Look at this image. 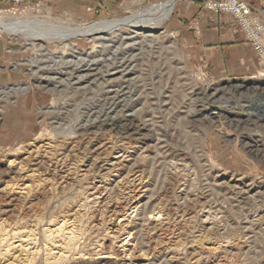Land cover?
<instances>
[{
  "label": "rangeland",
  "instance_id": "obj_1",
  "mask_svg": "<svg viewBox=\"0 0 264 264\" xmlns=\"http://www.w3.org/2000/svg\"><path fill=\"white\" fill-rule=\"evenodd\" d=\"M158 1L0 0V16L83 25ZM208 1L68 48L5 33L0 264H264V116L247 114L264 110V59ZM244 1L264 20V0ZM220 15L255 69L212 65Z\"/></svg>",
  "mask_w": 264,
  "mask_h": 264
},
{
  "label": "bare ground",
  "instance_id": "obj_2",
  "mask_svg": "<svg viewBox=\"0 0 264 264\" xmlns=\"http://www.w3.org/2000/svg\"><path fill=\"white\" fill-rule=\"evenodd\" d=\"M178 1L179 0H163L161 2L158 1L159 3L152 4L150 5V7H147L140 12L133 13L132 15L124 18L105 20L102 22H95L92 24H83V25L82 24L63 25L61 23L57 24L45 17L41 18L36 16L32 19L25 18V19H11V20L4 19L3 17L0 16V29L2 31L9 33L10 35L12 34L15 36H21L22 38H25L27 40L31 39V40H47V41L61 42V44H65L64 46L68 48L69 45H66L67 41L76 40L79 37L90 38L92 36H97L100 37L101 39L104 38L106 39L107 37L111 38L110 37L111 35H113L117 31H120L124 27H129L132 29H138V28L153 29L154 27H158L159 25H162L172 15L175 5ZM255 94L260 95L264 99V89L260 90V92H256ZM247 96H249V94ZM253 102L251 100V103ZM216 106H218V104ZM245 106L247 108L248 105L245 104ZM255 106L256 108L259 107L264 109V102H260L259 100V102H257V105ZM256 112L254 113L248 112L247 114L250 117L264 116V110H261L258 113ZM259 113L260 115H257Z\"/></svg>",
  "mask_w": 264,
  "mask_h": 264
},
{
  "label": "crops",
  "instance_id": "obj_3",
  "mask_svg": "<svg viewBox=\"0 0 264 264\" xmlns=\"http://www.w3.org/2000/svg\"><path fill=\"white\" fill-rule=\"evenodd\" d=\"M229 16V15H228ZM227 15H220L215 26L209 24L207 19H201V24L212 26L213 29L204 34L202 41L206 43V54L211 56V63L217 67L219 72L244 74L246 70H253L257 63V56L248 45L241 34L236 32V26ZM207 23V24H206ZM5 31L0 30V81L7 76H12V72L6 69V61L10 52L8 45L12 44L11 36L5 37ZM210 59V58H209ZM227 65V67H225ZM216 70V68H215Z\"/></svg>",
  "mask_w": 264,
  "mask_h": 264
},
{
  "label": "built area",
  "instance_id": "obj_4",
  "mask_svg": "<svg viewBox=\"0 0 264 264\" xmlns=\"http://www.w3.org/2000/svg\"><path fill=\"white\" fill-rule=\"evenodd\" d=\"M24 2L25 0H12ZM206 8L215 12L231 15L239 23L247 41L253 46L259 57L264 59V20L255 14L250 4L244 0L208 1Z\"/></svg>",
  "mask_w": 264,
  "mask_h": 264
}]
</instances>
